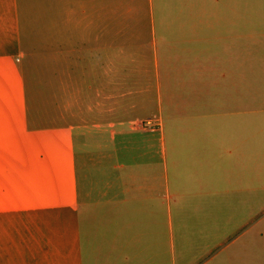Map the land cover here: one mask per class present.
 <instances>
[{
  "label": "crops",
  "instance_id": "crops-1",
  "mask_svg": "<svg viewBox=\"0 0 264 264\" xmlns=\"http://www.w3.org/2000/svg\"><path fill=\"white\" fill-rule=\"evenodd\" d=\"M244 43V0H0V264H264Z\"/></svg>",
  "mask_w": 264,
  "mask_h": 264
},
{
  "label": "rangeland",
  "instance_id": "rangeland-1",
  "mask_svg": "<svg viewBox=\"0 0 264 264\" xmlns=\"http://www.w3.org/2000/svg\"><path fill=\"white\" fill-rule=\"evenodd\" d=\"M244 8H245V43H244V70L245 72H250L251 70L255 74L257 71L260 75V83L261 87H264V45H256V42H264V0H244ZM257 54L256 60L252 58ZM37 68L33 63V68L37 70L40 69L39 64H37ZM41 72V71H40ZM44 73V70L41 72ZM36 78L26 80L29 92L34 91L36 82ZM264 95H261L260 99V153H264V99L262 98ZM58 94H47V101H57L59 99ZM45 112V111H44ZM47 115L43 114L42 119L47 120L50 119L52 122H63V110L59 109H50L46 111ZM64 117H67V111H64ZM47 118V119H46ZM264 197V167H261V198ZM264 207L261 206V212ZM188 240V239H187ZM189 241V240H188ZM188 245V242L186 243ZM167 248V244H165ZM165 260L169 259L172 255L174 261H179L181 264H188L194 259H198L200 257L201 260L205 255L203 254H185L181 249L180 254H176L175 252L172 254L171 251H166Z\"/></svg>",
  "mask_w": 264,
  "mask_h": 264
}]
</instances>
